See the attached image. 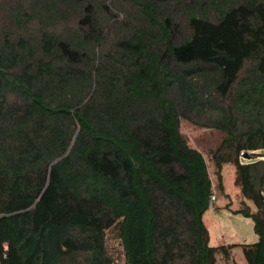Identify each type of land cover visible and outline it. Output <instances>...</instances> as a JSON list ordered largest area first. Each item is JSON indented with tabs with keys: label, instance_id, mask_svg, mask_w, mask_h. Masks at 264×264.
Segmentation results:
<instances>
[{
	"label": "trees",
	"instance_id": "1",
	"mask_svg": "<svg viewBox=\"0 0 264 264\" xmlns=\"http://www.w3.org/2000/svg\"><path fill=\"white\" fill-rule=\"evenodd\" d=\"M226 163L264 264V0H0V264H224Z\"/></svg>",
	"mask_w": 264,
	"mask_h": 264
},
{
	"label": "rangeland",
	"instance_id": "2",
	"mask_svg": "<svg viewBox=\"0 0 264 264\" xmlns=\"http://www.w3.org/2000/svg\"><path fill=\"white\" fill-rule=\"evenodd\" d=\"M181 131L183 134H185L189 143L197 147L204 154L212 184L215 185L216 174L214 173V166L210 160L208 148L213 147L217 143L218 133L214 130H206L204 128L195 127L194 125L183 120L181 121ZM221 176L224 192L228 194V197H226L224 194H221L219 190H215V195L217 196L216 203L218 204L217 210H221V214L216 219L217 216H213L210 214L211 210H207L205 222L210 231L209 245H240L241 243H253L254 241L252 240H255L256 236L253 232L252 220L239 214L238 216H232L234 213L230 214L223 207L227 203L230 204V207H234L232 209L237 208L239 205V189L233 182L234 166L230 163L224 164L221 170ZM217 220L220 222L218 225ZM107 246L109 252L114 257L116 264H124L121 246L112 231L107 233ZM240 248L241 247L238 245L234 246V255H240L242 257Z\"/></svg>",
	"mask_w": 264,
	"mask_h": 264
},
{
	"label": "crops",
	"instance_id": "3",
	"mask_svg": "<svg viewBox=\"0 0 264 264\" xmlns=\"http://www.w3.org/2000/svg\"><path fill=\"white\" fill-rule=\"evenodd\" d=\"M221 194H224L226 197H228V194H226L225 192H222ZM238 197H240V195L238 196ZM240 200V198L238 199V201ZM217 202V196H216V199H215V204H214V207L213 208H209L208 207V209L209 210H211L210 212V214H212L213 216H217L216 217V219L220 216V214H221V210H217L218 209V204L216 203ZM227 205V206H226ZM224 208H225V210L226 211H228L230 214H232V213H234L233 212V210L234 209H232V208H234V207H230V204L229 203H227V204H225L224 206H223ZM207 209V210H208ZM236 209V208H235ZM207 210L204 212V214H203V222H204V224H205V226H206V228H207V230H208V235H209V239H210V231H209V229H208V226H207V224H206V222H205V217H206V213H207ZM232 211V212H231ZM239 215H241V214H239ZM232 216H238V213H234V214H232ZM243 216V215H242ZM228 218H230V217H228ZM220 222L217 220V225L219 224ZM219 230V229H218ZM253 232H254V230H253ZM254 234H255V236H256V238H255V240L253 239L252 241H257V239H258V237H257V235H256V233L254 232ZM244 241H246V240H244ZM242 244V243H241ZM220 245H223V244H220ZM228 245V244H227ZM240 246L239 244H235L234 246ZM218 246V245H217ZM234 246L232 247V248H230V256H229V261L227 262H224V264H247V262H246V260H245V258H244V255H243V253H242V250H241V253H242V257L240 256V255H234V252H233V248H234ZM241 249V248H240Z\"/></svg>",
	"mask_w": 264,
	"mask_h": 264
},
{
	"label": "built area",
	"instance_id": "4",
	"mask_svg": "<svg viewBox=\"0 0 264 264\" xmlns=\"http://www.w3.org/2000/svg\"><path fill=\"white\" fill-rule=\"evenodd\" d=\"M215 199H216V195L214 193L210 194L209 200H208V207L209 208H213L214 207Z\"/></svg>",
	"mask_w": 264,
	"mask_h": 264
},
{
	"label": "water",
	"instance_id": "5",
	"mask_svg": "<svg viewBox=\"0 0 264 264\" xmlns=\"http://www.w3.org/2000/svg\"><path fill=\"white\" fill-rule=\"evenodd\" d=\"M242 157L248 158L249 156H248V154L244 153V154H242Z\"/></svg>",
	"mask_w": 264,
	"mask_h": 264
}]
</instances>
